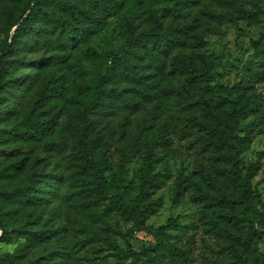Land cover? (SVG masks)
<instances>
[{
	"label": "rangeland",
	"instance_id": "374dc122",
	"mask_svg": "<svg viewBox=\"0 0 264 264\" xmlns=\"http://www.w3.org/2000/svg\"><path fill=\"white\" fill-rule=\"evenodd\" d=\"M252 1L256 20L231 25L217 19L227 9L226 0H125L128 7L103 22L97 32L80 33L75 39L50 23L56 12L53 6L35 12L5 54L1 72L0 190L27 187L31 199L17 212L4 204L10 240L0 243V257L11 256L17 264H157L156 239L145 233L133 232L127 237L139 256L134 261L128 254L126 238L117 232H127L131 223L110 203L112 196L120 195L124 202L135 198L143 152L149 148L158 159L156 170L171 178L153 195L161 206L147 223L157 227L172 218L174 226L162 236L175 246L191 249L188 260L181 264H204L210 254L208 247L216 246L199 219L200 205L190 195L173 203L172 190L178 174L200 180L197 172L204 160L190 149L192 137L181 133L186 120L196 112L193 102L206 94L218 100L225 96L223 88L252 95L255 112L244 119L243 126L252 124L259 114L263 118L251 132L240 162L246 170L258 165L252 187L261 195L258 227L264 233V77L257 73L264 68V53L254 48L260 40L259 48L264 49V0ZM13 3L0 0V46L12 36L6 19ZM157 23L162 31L196 24L190 38L202 36L205 40L200 50L211 60L217 79L207 87L196 84L184 92L185 79L177 70L176 59L195 49L189 41L160 46L144 39ZM87 46L113 63V73L95 105L84 110L81 95L79 105L62 109L58 102L42 108L45 116L62 124L64 130L58 133L53 127L37 140L12 139L7 133L40 106L41 90L49 80L61 83L68 79L69 84L71 63L78 57L91 70L95 68L96 63L84 58ZM75 110L92 120L95 132L109 147L112 169L123 153L129 157L123 172L105 171V199L95 195L93 176L81 173L74 149L78 129L67 116ZM18 161L22 169L15 168ZM109 240L120 249H111ZM259 249L264 251V244L260 243ZM169 263L164 257L162 264Z\"/></svg>",
	"mask_w": 264,
	"mask_h": 264
},
{
	"label": "trees",
	"instance_id": "16d2710c",
	"mask_svg": "<svg viewBox=\"0 0 264 264\" xmlns=\"http://www.w3.org/2000/svg\"><path fill=\"white\" fill-rule=\"evenodd\" d=\"M226 4L227 9L217 15L220 23L234 25L239 20H256L257 8L252 0H226ZM248 4H252V8L247 7ZM45 5L53 6L56 11L50 23L69 39H75L80 33L97 32L103 22L128 7L125 0H14L13 7L7 11L6 19L7 30H12V36L0 46V88L5 54L11 51L17 36L27 29L35 12ZM195 25L190 23L176 30L162 31L161 24L157 23L144 38L160 46L172 42L183 45L189 41V45L195 49L180 54L176 59L177 70L185 79L182 85L184 92H189L190 87L196 84L207 87L217 79L211 60L200 50L205 40L202 36L190 38V31ZM257 41L254 44L255 50L264 53V49L259 48L260 40ZM84 58L89 63H96L95 68L91 70L78 57L71 63L72 75L69 77V84L68 79L61 83L49 80L41 90L40 106L34 107L7 133L12 139L37 140L47 134L48 129L56 128L58 133L64 130L62 124L45 116L42 108L57 106L58 102L62 103V109L79 105L81 95L84 110L95 105L104 82L113 73V63L106 62L107 56L90 46L85 48ZM257 73L264 77V68ZM223 89L225 96L218 100L206 94L193 102L196 112L186 120L181 133L186 138L192 137L190 149L205 162L202 161L197 172L200 180H191L182 174L175 177L172 201L178 203L184 196L190 195L200 205L199 219L205 226V233L211 237L217 248L208 247L210 254H207L208 259L204 264H264V251L259 249V244H264V233L258 227L261 217L258 203L261 195L252 187L258 165L250 166L246 170L240 162V155L249 142L251 132L263 118L259 114L253 118L252 124L243 126L244 119L255 112L252 95ZM84 115L83 111L76 110L67 115L74 119L78 129L74 149L79 156L81 173L93 176L95 195L105 199V171L123 172L129 157L123 153L112 169L109 147L103 142L102 136L95 132L92 120ZM157 162L155 153L149 148L145 149L135 198L124 202L120 195L111 197L110 203H114V209L124 220L131 223L127 232L117 233L126 238V250L134 261L139 252L128 245L127 237L133 232H142L156 239L154 251L157 264H162L164 257L170 259L169 264H181L188 260L191 249L189 251L186 246H175L162 236L166 229L174 226V220L169 218L157 227L147 223V219L161 206L160 199L153 195L171 178L169 174L156 170ZM15 168L22 169V163L16 162ZM192 185L195 188H190ZM29 189L19 187L11 191L0 190V243L10 240L4 222V204L9 205L11 211H19L31 199ZM246 226L251 230H244ZM108 243L111 249H120L116 242L109 240ZM0 264L17 263L9 256L0 257Z\"/></svg>",
	"mask_w": 264,
	"mask_h": 264
}]
</instances>
